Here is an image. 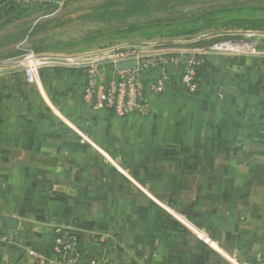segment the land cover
Here are the masks:
<instances>
[{"label": "crops", "instance_id": "1", "mask_svg": "<svg viewBox=\"0 0 264 264\" xmlns=\"http://www.w3.org/2000/svg\"><path fill=\"white\" fill-rule=\"evenodd\" d=\"M200 76L189 93L173 69L149 116L116 117L85 104L84 69H0V264H60L57 226L79 264L264 260V52L212 53Z\"/></svg>", "mask_w": 264, "mask_h": 264}, {"label": "rangeland", "instance_id": "2", "mask_svg": "<svg viewBox=\"0 0 264 264\" xmlns=\"http://www.w3.org/2000/svg\"><path fill=\"white\" fill-rule=\"evenodd\" d=\"M234 40L264 52V0H0V69L30 52H201Z\"/></svg>", "mask_w": 264, "mask_h": 264}, {"label": "built area", "instance_id": "3", "mask_svg": "<svg viewBox=\"0 0 264 264\" xmlns=\"http://www.w3.org/2000/svg\"><path fill=\"white\" fill-rule=\"evenodd\" d=\"M136 45H120L99 50L97 55H40L30 52L23 55L12 67L19 66L28 83L36 84L41 69L49 66L74 67L84 69L87 82L83 89V101L94 112L107 111L116 117L130 115L149 116L153 107L151 95H161L173 86L171 71L175 69L183 88L194 93L201 81V70L212 53L257 54L254 43L228 41L210 47L206 51H172L163 48L148 51ZM132 67L121 68L124 63ZM158 67L159 74L154 78L143 76L146 70ZM223 94H220L222 97ZM107 235L95 232L93 240L105 242ZM11 241L6 232H0V253ZM54 252L60 264H79L83 248L78 235L67 226H57L54 235ZM31 255L40 261L44 258L32 251ZM89 264H97L93 258ZM236 264H264L261 257L237 261Z\"/></svg>", "mask_w": 264, "mask_h": 264}, {"label": "water", "instance_id": "4", "mask_svg": "<svg viewBox=\"0 0 264 264\" xmlns=\"http://www.w3.org/2000/svg\"><path fill=\"white\" fill-rule=\"evenodd\" d=\"M133 63H124L121 65V68H129L132 67ZM8 228L9 229H16L18 227V220L13 217L7 218Z\"/></svg>", "mask_w": 264, "mask_h": 264}]
</instances>
